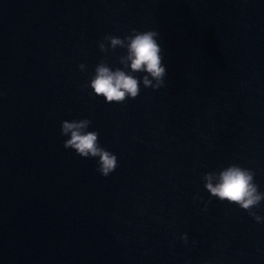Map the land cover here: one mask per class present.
Returning a JSON list of instances; mask_svg holds the SVG:
<instances>
[{
  "label": "water",
  "instance_id": "water-1",
  "mask_svg": "<svg viewBox=\"0 0 264 264\" xmlns=\"http://www.w3.org/2000/svg\"><path fill=\"white\" fill-rule=\"evenodd\" d=\"M133 30L159 33L165 86L90 95L101 62L146 74L104 41ZM82 119L107 178L63 147ZM232 164L264 193V0H0V264H264V223L204 188Z\"/></svg>",
  "mask_w": 264,
  "mask_h": 264
},
{
  "label": "clouds",
  "instance_id": "clouds-1",
  "mask_svg": "<svg viewBox=\"0 0 264 264\" xmlns=\"http://www.w3.org/2000/svg\"><path fill=\"white\" fill-rule=\"evenodd\" d=\"M159 33L154 30L133 32L123 39L116 36L106 35L104 41L110 42L113 49L116 46H125L127 42V59L131 61L133 73H146L142 79L132 75H126L117 68L110 70L106 63L101 62L95 69V76L91 78L90 87L93 91L90 95L103 97L106 103L121 104L127 99H135L140 93V84L144 88L154 91L165 86L167 75L166 66L162 63V48L158 43ZM101 52H106L103 41L99 42ZM83 71L85 66L81 64ZM91 121L88 119L63 121L61 135L67 137L63 147L65 150H73L77 156L84 159L97 160L96 171L107 178L118 167L117 156L100 146L99 133L88 131ZM216 172H208L203 176L204 188L211 197L221 202L238 206L246 211L257 223H264L261 217L253 211L262 201L264 193L259 192L258 185L254 182L255 173L251 169L242 168L237 164L229 165L218 172V182L212 183ZM187 244V234L180 237Z\"/></svg>",
  "mask_w": 264,
  "mask_h": 264
}]
</instances>
